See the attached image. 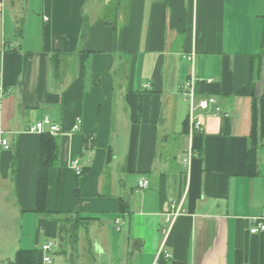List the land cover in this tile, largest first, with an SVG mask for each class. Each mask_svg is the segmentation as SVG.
<instances>
[{"label":"crops","instance_id":"obj_1","mask_svg":"<svg viewBox=\"0 0 264 264\" xmlns=\"http://www.w3.org/2000/svg\"><path fill=\"white\" fill-rule=\"evenodd\" d=\"M192 74L229 113L211 108L195 134ZM1 89L0 264L20 250L44 264L50 242L52 264H155L161 248L173 255L161 264H264V232L251 233L264 215V0H0ZM46 117L61 131L41 214L29 129ZM173 202L184 213L170 224ZM60 214L84 219L77 234Z\"/></svg>","mask_w":264,"mask_h":264},{"label":"built area","instance_id":"obj_2","mask_svg":"<svg viewBox=\"0 0 264 264\" xmlns=\"http://www.w3.org/2000/svg\"><path fill=\"white\" fill-rule=\"evenodd\" d=\"M194 55H191V59L193 60ZM4 90H0V101ZM182 92L186 100L190 104V113L188 117V124L190 128V133H200L204 131V122L202 120V116H207L211 111L210 109H213L212 114L215 116L224 115L226 118L229 117V113L223 112L222 108L218 105L217 101L213 97H203L198 96L197 92V77L192 74L183 84H182ZM80 124V121L78 122V125ZM78 129V126L76 127ZM61 129L58 125L54 124L53 121L46 117L44 120H41L37 122L34 126H32L29 129V132L36 133L39 135H43L46 133H49L53 136L60 133ZM2 145L8 149V143L7 140L2 141ZM194 153L192 151L189 152L190 159ZM76 172L78 175L82 174L83 168L79 165V162H74ZM140 187L141 188H147L149 185V182L147 180H140ZM184 213V210L182 208V204H178L173 202L170 204L169 212L167 213V221L170 224H173L179 216H181ZM255 227L251 230L252 234H257L260 232H264V215L255 218ZM53 248V243H47L42 247V251L44 252V258L43 262L44 264H52V256L51 251ZM173 258V255L165 250V248H161L158 252L155 264H161L160 262L163 260L165 262H170Z\"/></svg>","mask_w":264,"mask_h":264},{"label":"trees","instance_id":"obj_3","mask_svg":"<svg viewBox=\"0 0 264 264\" xmlns=\"http://www.w3.org/2000/svg\"><path fill=\"white\" fill-rule=\"evenodd\" d=\"M86 144L88 145L90 143V139L88 136H86ZM93 144V142H91ZM93 148V145L91 146V149ZM58 141L57 137L46 133L41 135V141H40V166H39V179H38V195H37V212L38 213H46V200H47V192H48V176L49 171L51 168L54 167L58 160ZM89 172V168H85L82 171L81 175L86 174ZM75 197L80 204L81 196L79 193V190L77 189L75 191ZM122 211H127L125 209V204L122 201L121 202ZM128 212V211H127ZM77 214V212H76ZM79 215V214H78ZM78 215H75L76 218L74 220H71L69 215L65 214L63 217L60 218V221L64 223V231L67 229V227L71 226L72 231L75 232V234L79 231V226L81 225V221L84 220L78 217ZM11 264H38V253L35 250H20L16 254V258L13 263Z\"/></svg>","mask_w":264,"mask_h":264},{"label":"rangeland","instance_id":"obj_4","mask_svg":"<svg viewBox=\"0 0 264 264\" xmlns=\"http://www.w3.org/2000/svg\"><path fill=\"white\" fill-rule=\"evenodd\" d=\"M63 215H65V214H60L59 216H58V218H61V217H63ZM57 242V244H58V240L56 241ZM51 256H52V258L53 257H56L57 255L56 254H51ZM57 258V257H56Z\"/></svg>","mask_w":264,"mask_h":264}]
</instances>
